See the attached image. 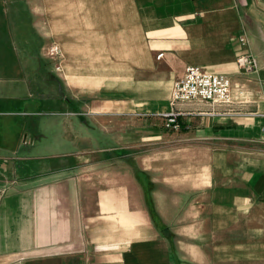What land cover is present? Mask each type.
<instances>
[{"label":"crops","instance_id":"1","mask_svg":"<svg viewBox=\"0 0 264 264\" xmlns=\"http://www.w3.org/2000/svg\"><path fill=\"white\" fill-rule=\"evenodd\" d=\"M17 1L15 28H28L29 13L30 28L49 30L66 54L45 79L54 92L43 119L26 94L29 81H44L47 47L32 56L16 46L21 37L0 33V264H264V169L240 146L264 141L261 0ZM244 55L255 69L239 66ZM187 66L227 76L243 95L178 104L180 129L168 130L160 116ZM75 106L87 116L82 135L100 125L110 144L60 165ZM48 124L44 154L19 155L22 138L33 145ZM15 161L40 168L38 178L10 182Z\"/></svg>","mask_w":264,"mask_h":264},{"label":"rangeland","instance_id":"2","mask_svg":"<svg viewBox=\"0 0 264 264\" xmlns=\"http://www.w3.org/2000/svg\"><path fill=\"white\" fill-rule=\"evenodd\" d=\"M262 4L261 6L264 7V0H261ZM0 6L3 5V9H5V12L3 10V15H0V33L2 36V40H4V38L7 36L5 35V33H8L9 35L12 34V37L15 39L16 37H21L24 42L22 44H18L16 46H18L20 49H23L26 53L31 54L32 56L37 55V53H40L41 48L44 47V53H45V48H46V57H42L40 59L41 64H42V75H43V82L41 83L38 79L36 81V83H31L30 81L27 84V92L28 94L31 93L33 95V97H28L29 95L26 94L27 96V100L29 103L32 102H36V104H41V109L43 111L42 114V118L45 119V117H47V114L45 111H48V109H50V107H48L49 105H51L53 103V100L51 95L54 92V88L52 89L50 82H47L45 79L50 80L51 77L56 76L55 73L52 72V64L56 63L55 60H52L51 57L49 56V48L52 45H58L57 44H52V40L53 37L50 34V31L48 30V35L44 34L40 35L35 29H31L30 28V15L29 13H27L25 19L26 21L29 23L28 28L26 29H18L15 28L16 26H18V13H15L14 11L18 9V1L17 0H0ZM21 6V5H20ZM57 42L58 39L55 37ZM56 43V42H55ZM61 43V42H60ZM59 43V44H60ZM61 45V46H60ZM58 45L59 48H61V55L66 54V50L64 48V46L62 44ZM5 49H1L0 48V52H3ZM39 55V54H38ZM48 58V59H47ZM2 64L4 62H1ZM37 63H34L33 61L30 62L28 61V76H34L33 71L38 72L35 69ZM37 74V73H36ZM14 75V74H13ZM0 78H3V75L0 74ZM34 78V77H33ZM55 78V77H54ZM9 83V82H8ZM54 86V85H53ZM65 90V94L67 93L66 91V87L64 85H60V91L61 93H64ZM37 92V93H36ZM42 92V95H40L39 93ZM30 98V100H29ZM34 99V100H32ZM77 104V103H76ZM13 107V106H11ZM56 110L53 109L52 112H55ZM51 112V111H49ZM67 114L69 115V117H76V119H82V118H87V116H84L82 114V110L79 108V106H75L74 108H69L67 111ZM48 113V112H47ZM51 116V115H48ZM80 119L77 121V125L74 126V128H72L71 126H69V130L66 129V126H64V133H65V138H66V134L67 132L72 134V137H70L69 135V139L71 142V145L69 147V150L67 151H62V152H58V154L60 155H64L66 154V158H60L58 159V163L60 165H65V164H73L74 158H76V156L81 153L84 150H93V149H100V148H105V147H109L110 142L105 141L103 138H101L100 136L97 135V129H99V127H101L100 125H95V124H91L90 126L92 128H94V130H91V135L90 137L88 136V134L82 135V130L84 129V127H82V125H79V121ZM125 124V122H124ZM123 124V125H124ZM110 126V127H109ZM109 126H106L107 128H115L116 126H113V124H109ZM129 127L131 125H128ZM46 127V126H45ZM118 127H121V125H118ZM125 127V126H123ZM51 126L48 124L47 127L44 129L43 134L44 137H42L41 139H36L33 145H27L24 143L23 138L22 140L19 142V155H24L25 157L27 156H31V157H40L42 154H44V152L46 151L44 144L46 146L50 145L51 143L53 144L54 139L53 137V133L54 129H50ZM125 129V128H123ZM71 131V132H70ZM100 131V129H99ZM28 133H31L28 131ZM31 135H34L33 133ZM90 138L91 140V145L90 142L88 141ZM97 138V140H100L99 144L97 145L94 141V139ZM25 141L27 143H29L30 138L28 136H26ZM59 143L63 144V141H59ZM240 146L242 147V149H244V154H245V158L249 159V161L252 164L258 165L259 167L264 169V141H258V142H254L252 144L250 143H243L240 144ZM63 146H61L60 148H62ZM49 155L54 154L52 152L48 153ZM75 156V157H74ZM74 157V158H73ZM130 159V158H129ZM68 160V161H66ZM50 161H48L49 164ZM14 167L10 170H8L5 175L9 177L10 182L12 178H15L17 181H19V183L25 182V181H29V180H36L38 178V176H36L35 174H38L37 171L40 170L37 169L34 171V169L32 167H28V169H32L29 172H22L21 169L19 168V166L15 167L17 164V161H15L14 163ZM27 164H32V163H27ZM77 164V163H76ZM1 180V179H0ZM8 182V181H7ZM6 185V184H5ZM7 186V185H6ZM7 195V191L5 189V193L4 196L1 198L0 202L2 201V199Z\"/></svg>","mask_w":264,"mask_h":264},{"label":"built area","instance_id":"3","mask_svg":"<svg viewBox=\"0 0 264 264\" xmlns=\"http://www.w3.org/2000/svg\"><path fill=\"white\" fill-rule=\"evenodd\" d=\"M244 41V40H242ZM49 56L55 61L61 60V50L58 45L49 48ZM160 54L158 58H162ZM238 64L242 68L255 69L257 61L254 57L244 55L238 59ZM242 91L233 94L231 80L221 74L209 73L197 66H187L182 77L174 83L171 104L173 110L170 113L162 114L165 128L168 130H179L180 112L176 110L178 104H190L196 102L231 105L234 104L236 96L241 98ZM238 99V98H237ZM264 134V128L262 129ZM5 188L0 189V200L4 196Z\"/></svg>","mask_w":264,"mask_h":264}]
</instances>
